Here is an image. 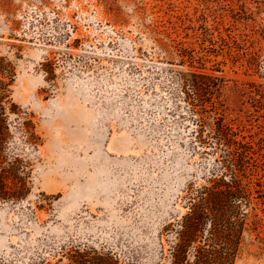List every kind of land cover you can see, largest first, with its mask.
<instances>
[{"label": "rangeland", "instance_id": "1", "mask_svg": "<svg viewBox=\"0 0 264 264\" xmlns=\"http://www.w3.org/2000/svg\"><path fill=\"white\" fill-rule=\"evenodd\" d=\"M5 64L0 264H168L164 227L219 155L187 72L254 147L262 222L236 264H264V0H0Z\"/></svg>", "mask_w": 264, "mask_h": 264}, {"label": "trees", "instance_id": "2", "mask_svg": "<svg viewBox=\"0 0 264 264\" xmlns=\"http://www.w3.org/2000/svg\"><path fill=\"white\" fill-rule=\"evenodd\" d=\"M13 74L11 64L0 67V151L6 141L9 118L10 81L6 78ZM182 79L184 87L190 88L186 98L193 107L200 105L195 112L201 115L197 137L219 155L214 158L205 183L186 187L184 199L188 210L176 222L165 225L161 237L166 232L173 238L169 239L168 255L164 242L161 253L168 257V264H236L246 233L257 230L262 222L257 212L258 199L262 198L261 180L257 177L259 162L252 144L238 138L224 116L205 114L213 102L202 98L204 94L194 73L187 72ZM207 125L210 131L205 135ZM0 182L6 184L1 175ZM3 192L5 187L0 197Z\"/></svg>", "mask_w": 264, "mask_h": 264}]
</instances>
